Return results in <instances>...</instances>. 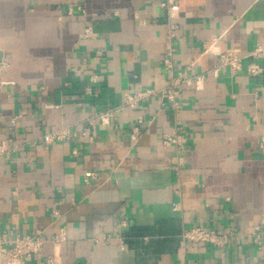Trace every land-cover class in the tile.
I'll list each match as a JSON object with an SVG mask.
<instances>
[{"label":"crops","instance_id":"crops-1","mask_svg":"<svg viewBox=\"0 0 264 264\" xmlns=\"http://www.w3.org/2000/svg\"><path fill=\"white\" fill-rule=\"evenodd\" d=\"M160 1L0 0V144L17 148L0 160V232L39 233L44 244L29 264L53 253L59 264H264L249 238L254 226L264 230V60L257 75L245 60L215 77L216 57L201 55L264 44V0H179L172 41ZM170 49L172 76L203 75L199 89L180 87L177 112L158 95ZM143 89L156 94L95 124L92 141L82 135L95 114ZM177 126L186 143L176 155L162 137ZM63 128L75 138L40 141ZM89 172L98 180L85 184ZM198 225L238 236L217 249L184 243L183 231ZM60 231L66 240L54 247ZM104 235L112 240L96 245Z\"/></svg>","mask_w":264,"mask_h":264},{"label":"built area","instance_id":"built-area-1","mask_svg":"<svg viewBox=\"0 0 264 264\" xmlns=\"http://www.w3.org/2000/svg\"><path fill=\"white\" fill-rule=\"evenodd\" d=\"M158 6L165 14L167 21L166 25V38L168 41L174 40L177 33L180 30L179 25V15H180V6L179 0H161L158 3ZM90 35V30L87 29L82 36L87 37ZM212 47H203L201 55L211 54L216 57L217 64L211 70L212 76H218L220 70L226 69L230 75L240 72L244 67L245 60H251L250 64L245 67L246 73L251 75H257L261 72V67L256 63V60H264V44H256L248 53L242 55L238 48L227 49L223 52H213ZM1 54V49H0ZM174 49H170L163 57L162 63L163 68L166 73L169 74V78L165 81L163 88L158 92L160 99L166 101V104L170 105L175 112L178 111V96L180 92V87L183 85L188 88L195 87L196 89L200 88L202 84L203 75H196L192 78L185 77V73L178 72L175 75H171L174 71L173 62ZM7 63L4 62L3 57H0V78L2 74L5 73ZM4 85L3 83H0ZM156 92L150 89L138 90L135 92H126L123 95V103L118 107L110 108L103 110L94 115L93 122L90 123V126L82 130V135L87 138V140L92 141V136L90 131L94 129L95 124L108 126L114 122L117 118V115L125 108L135 109L138 105L145 100L149 99L152 96H155ZM14 118L10 121L9 130L12 131L14 127ZM137 124L144 122L141 118L137 119ZM181 129L179 126L175 129L172 135H164L163 144L166 146H172L175 149V154H179L184 150L186 138L182 136L180 132ZM139 136V129L137 126H134L131 129L130 139L136 144L137 138ZM75 138V133L69 131L67 128L51 131L45 133L40 141L43 145H54L57 143L69 142ZM133 144V145H134ZM264 148V147H263ZM17 151L15 146L9 145L8 143L2 142L0 144V160L12 157ZM71 155L77 156V152L74 149L71 152ZM174 176L176 180L179 179V166L174 169ZM98 180L94 172H89L84 177L85 184L95 183ZM49 216L53 217L55 220L59 219L61 216L57 209H51L49 211ZM125 226V221H122L119 224V227L122 228ZM249 238L251 243L256 246L258 249H264V230H262L260 225L254 226L252 229ZM238 234L234 231L224 230L223 232H215L212 230H207L203 226L198 225L186 229L182 233V241L184 243L192 244H201L203 246H208L213 249L223 248L227 246L231 241L237 239ZM116 239L119 241V245L123 247V239L120 236H117ZM66 235L60 231L57 236L52 240L54 247H59L61 243L65 242ZM112 240V237L109 235H104V237L99 239H94L96 245L108 243ZM44 242L39 236L38 232H35L33 235L28 236H7L5 232H0V264H29L34 257L38 256L41 251ZM43 264H59L58 254L53 253L51 256L45 258ZM182 264V263H180Z\"/></svg>","mask_w":264,"mask_h":264},{"label":"water","instance_id":"water-1","mask_svg":"<svg viewBox=\"0 0 264 264\" xmlns=\"http://www.w3.org/2000/svg\"><path fill=\"white\" fill-rule=\"evenodd\" d=\"M0 56H1V54H0Z\"/></svg>","mask_w":264,"mask_h":264}]
</instances>
